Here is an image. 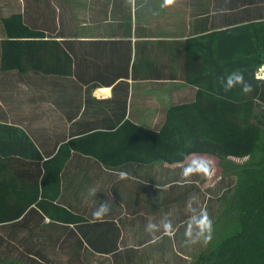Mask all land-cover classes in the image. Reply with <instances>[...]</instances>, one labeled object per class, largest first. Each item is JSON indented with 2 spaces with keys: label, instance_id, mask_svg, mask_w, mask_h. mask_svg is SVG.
<instances>
[{
  "label": "crops",
  "instance_id": "1",
  "mask_svg": "<svg viewBox=\"0 0 264 264\" xmlns=\"http://www.w3.org/2000/svg\"><path fill=\"white\" fill-rule=\"evenodd\" d=\"M162 2L0 0V19L20 15L29 30L61 45L70 68L61 76L42 75L28 63L22 72L0 68V264H191L192 253L202 249L203 242L184 243L187 204L195 195L213 219L219 193L213 197L209 186L225 176L186 181L183 157L143 163L123 157L109 135L124 122L157 132L168 109L196 100L206 107L202 84L226 69L213 68L211 61L221 64L226 55L211 52L208 35L263 19L264 4L177 0L162 8ZM4 33L0 24V43ZM62 146L70 151L62 152L61 167L53 165L56 181L47 178L41 195L43 164ZM180 152L165 150L173 158ZM116 154L120 163L110 165ZM121 171L127 179H119ZM175 188L190 189L172 198ZM102 202L111 211L93 222ZM67 210L83 220L69 221ZM169 212L175 235L153 243L146 225L160 224Z\"/></svg>",
  "mask_w": 264,
  "mask_h": 264
},
{
  "label": "trees",
  "instance_id": "2",
  "mask_svg": "<svg viewBox=\"0 0 264 264\" xmlns=\"http://www.w3.org/2000/svg\"><path fill=\"white\" fill-rule=\"evenodd\" d=\"M261 4L264 0H241L238 6ZM0 24L5 32L0 43L2 70L17 68L22 72L25 63L45 76H61L70 70L62 59L61 45L44 39L41 32L29 30L20 15L0 19ZM31 37L34 41L28 40ZM208 37L211 52L226 55L221 64L218 60L211 61L214 69L226 68L225 71L202 84L201 95L209 104L202 108L195 105L196 100L168 109L167 121L157 132L141 131L124 122L109 137L115 142L116 150L124 152L123 157L129 155L143 163L154 158L180 160L181 155L173 158L165 153L174 148L184 153H211L216 162L215 176H233L235 181L229 195L223 198L221 210L213 216V239L203 243L202 249L193 254L191 264H264V79L254 78V73L264 65V18L212 32ZM232 71L243 73L245 81L252 85L250 93H244L240 86L224 91L220 78ZM174 137H178L180 143H174ZM187 141L191 144H186ZM119 143L132 144L133 150L121 149ZM60 149L43 164L41 195H44L47 178L51 183L56 181V175L50 176L53 165L61 167L65 159L61 160L62 152L70 151L66 146ZM139 152L144 153L140 158ZM99 154L96 157L100 159L102 155ZM113 157L117 162L109 158L108 162L115 166L122 157L117 154ZM50 166L52 169L48 170ZM66 214L69 221L83 220L68 210Z\"/></svg>",
  "mask_w": 264,
  "mask_h": 264
},
{
  "label": "clouds",
  "instance_id": "3",
  "mask_svg": "<svg viewBox=\"0 0 264 264\" xmlns=\"http://www.w3.org/2000/svg\"><path fill=\"white\" fill-rule=\"evenodd\" d=\"M128 3L134 7L135 0H128ZM177 0H163L161 7L167 8L174 6ZM221 85L225 92L230 91L236 86H240L244 93H250L253 88L244 79V75L240 71H232L227 74L226 77L220 78ZM186 144H191V141H187ZM183 157L181 161V176L184 180L190 181L193 176H203L206 179L211 180L216 174V162L214 158L207 153L191 152L184 153L181 151L179 153ZM128 173L121 171L119 173V179H127ZM169 185H164L163 190H167ZM98 190L96 188L89 189V195L95 197ZM190 215L185 223V245H195L197 243L203 242L207 244L213 239L214 233V222L210 217L206 208L200 207L198 205V198L193 195L189 198L187 204ZM111 211V207L107 202H102L98 207L92 212L93 222L103 221L105 216H107ZM173 212H169L163 218L160 224L149 222L146 225L145 230L152 235V242L156 243L162 239L163 235L172 237L175 235L176 228L174 227L171 217ZM157 235V233H161Z\"/></svg>",
  "mask_w": 264,
  "mask_h": 264
},
{
  "label": "rangeland",
  "instance_id": "4",
  "mask_svg": "<svg viewBox=\"0 0 264 264\" xmlns=\"http://www.w3.org/2000/svg\"><path fill=\"white\" fill-rule=\"evenodd\" d=\"M257 7H259V6H257ZM227 10L229 12V9H227ZM262 74H263V77H264V69H263V73ZM219 181L220 182H217L216 184H213L212 186H209L210 191L212 190V196L213 197L216 196L219 193L217 201L213 204L214 213H215V210L216 211L221 210V206H222V203H223V198H226L229 195V193L231 191V188L233 187L235 178L233 176H225L223 179L222 178L219 179ZM192 187L193 186H191L190 188H192ZM190 188H188V189H190ZM188 189H184V188H175V189H173L172 198L173 197H177L180 194L185 193ZM178 204L180 206V209L182 211H185L186 208H184L181 203H178ZM204 204L208 205V202H205ZM167 211H169V209ZM198 252H199V250L193 252L192 253V257H193V254H195V253L197 254Z\"/></svg>",
  "mask_w": 264,
  "mask_h": 264
},
{
  "label": "built area",
  "instance_id": "5",
  "mask_svg": "<svg viewBox=\"0 0 264 264\" xmlns=\"http://www.w3.org/2000/svg\"><path fill=\"white\" fill-rule=\"evenodd\" d=\"M263 67H260L259 69H258V79H264V77H263Z\"/></svg>",
  "mask_w": 264,
  "mask_h": 264
},
{
  "label": "bare ground",
  "instance_id": "6",
  "mask_svg": "<svg viewBox=\"0 0 264 264\" xmlns=\"http://www.w3.org/2000/svg\"><path fill=\"white\" fill-rule=\"evenodd\" d=\"M262 67H263V69H264V66H262ZM263 69H262V70H263Z\"/></svg>",
  "mask_w": 264,
  "mask_h": 264
}]
</instances>
